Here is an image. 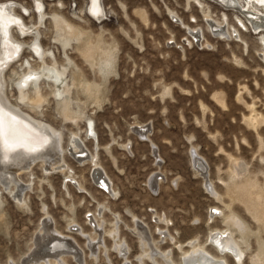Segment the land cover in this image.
Listing matches in <instances>:
<instances>
[{
	"label": "rangeland",
	"instance_id": "1",
	"mask_svg": "<svg viewBox=\"0 0 264 264\" xmlns=\"http://www.w3.org/2000/svg\"><path fill=\"white\" fill-rule=\"evenodd\" d=\"M60 1L44 0L48 18L38 28L41 46L54 52L46 64L64 75L56 80L36 70L47 95L38 113L16 99L21 94L14 82L28 63L36 66L28 48L4 80L14 106L59 132L64 171L34 163L20 174L23 206L11 198L13 182L7 190L0 184V264H45L29 256L41 249L34 242L48 218L80 247L57 250L65 253L64 264H164L161 254L183 264L193 247L226 264H264V33L214 0H102L101 21L87 15L86 0ZM0 2L14 3L21 16L26 10L28 27L35 23L31 0ZM239 3L264 14V0ZM54 11L81 31L78 42H52ZM218 23L225 35L210 28ZM12 35L29 42L14 30ZM101 64L106 74L99 72ZM64 85H70L73 115L51 95ZM74 137L87 153L72 156ZM90 155L109 178L106 191L91 176ZM194 158L203 163V174ZM154 174L158 183L150 187ZM94 215L103 219L100 227L91 225ZM228 215L238 223L225 222ZM136 224L146 226L154 248H141ZM79 230L100 235L91 245L96 248L87 247ZM216 230L229 232L240 257L217 250L210 241ZM55 253L49 264H56ZM151 253L154 262L146 256Z\"/></svg>",
	"mask_w": 264,
	"mask_h": 264
},
{
	"label": "bare ground",
	"instance_id": "2",
	"mask_svg": "<svg viewBox=\"0 0 264 264\" xmlns=\"http://www.w3.org/2000/svg\"><path fill=\"white\" fill-rule=\"evenodd\" d=\"M49 1H55V4L59 3L60 5H62V2L60 0L58 1L49 0ZM214 1L217 2V4L219 3V5L221 4L222 7L224 6L227 10H236L240 12L241 14H243L245 20L248 21L249 24L252 26L254 31H262L264 33V14L245 10L242 7V5L239 3V0H214ZM86 2H87L86 11L88 10L89 5L91 4L90 11L87 12V15L92 16L93 18L96 19V21H101V18L104 17L102 0H97L95 4H93V0H86ZM14 7H15L14 3L12 2L11 3L0 2V113H2V118H0V125H2V129H3V136L0 137V184L3 185L5 190H7L9 188V182H13L17 190L15 192L14 190L11 192L13 196L11 198H14L15 202L18 205L23 206L24 202L21 197L25 186L21 184V182L19 181V175L22 173H27L31 168V166L34 165V163H38V166L41 165L40 167H42L44 171H49L53 169H59L60 171H64V166H65V161L63 158L64 151H63V147L61 146V139L59 132L56 129L51 127L46 122H43L42 120H38L33 116H31L29 113L22 111L21 109H19L17 106H14L9 101L5 93L6 90L5 84L7 82L5 83L4 74L6 75V73L8 72L10 73L9 70L12 67V65L15 64V62L17 63L18 61L21 60L20 57L22 55V52L25 51L24 50L25 47L28 48L29 51L31 52L30 54L36 60L35 61L36 66L35 69H33L29 63L28 65L26 64L27 66H25L24 68L25 70L24 74L19 76V78L17 77L18 79L17 81L14 82V85H16V89L18 93H20L21 95L16 99L20 100V104L23 103L29 106V110L32 111L33 113H38V109L41 107L42 103L47 101V95H44L41 92V89L37 84L38 72H36V70L37 69L43 70L44 72H47L48 75H54L56 80H58L61 76H63L64 72H59L57 69L52 68L51 66L46 64L45 58L46 57L53 58L54 52H50L43 49V47L39 42L40 31L38 27H40L39 25L43 24V17L48 18L45 16L44 0H31V9L35 16V23L29 27L23 22L22 19L23 14L24 13L26 14V10L21 11L23 12L21 16L20 13L18 14L17 12H15L16 10L15 11L13 10ZM208 17L207 15L205 16L206 21H209ZM50 19L53 22L52 42L59 43L63 47H65L69 45L70 38H74L75 40H77V42L79 41V37L81 36V31L77 27H75L69 22L64 21L60 16H58V14L55 11L52 12ZM213 27H215L214 28L215 32H217L221 36L225 35L222 24L220 23L216 25L210 24V28L213 29ZM12 30H14L15 33H17L19 38H24L27 40L29 39V42L27 41L22 42L18 40V38L16 39L13 36L14 32L12 35ZM192 36H194L195 38L198 37L197 34H192ZM25 61L24 63H26ZM21 66L24 67L23 65ZM98 70L101 74H106L108 71V67L101 64L98 66ZM12 75L16 76L17 74L14 73ZM29 77H34L35 79L29 80L28 79ZM55 78L53 79L55 80ZM69 86L70 85H64L61 93H58L59 91H56L53 94H51L54 98L57 97L60 98V100L57 102V106L60 107V109L67 111H69L68 98H67V95L70 92ZM69 113L73 115V113H71L70 111ZM137 128L142 129L143 125H138ZM86 133H88V131H86ZM69 152L72 153V156L75 157L87 153V150L83 148L82 143L78 140V138L74 137V140H71ZM88 160L90 161L88 162L90 164H93L94 166L91 173V176L93 177L94 181L108 190L110 188L109 178L100 169V166L96 164L93 156L91 155L88 156ZM194 167L201 174L205 172L204 165L201 161H199V158H194ZM71 179L73 180V178ZM207 182L208 181L205 179V184ZM157 183L158 182L156 181V174H154L149 180V186L150 187L155 186L157 185ZM208 185L211 188L210 191H212L210 182H208ZM77 188L79 190L83 189V187L79 184L77 185ZM215 210L218 211L217 209ZM49 219L50 218L42 222L43 224L41 225V229L39 231L40 236L34 242L35 248H41V249H39V251L30 254L29 258L31 259L32 257L36 256L40 258L38 260H42V262H44L45 264H49L50 253L56 252L54 255L55 259L53 260L55 261L56 264H64V262H61L63 261L62 259L63 257L61 256L63 255L64 252H59L60 249L63 250L65 249L69 251V249L76 250V248H80V247L77 246L75 241L73 243L72 239L63 236L61 233L57 232V230L52 228L50 226L51 220ZM97 219H98L97 216L95 217L94 215L89 219V221L91 222V225L92 223H97V225L100 227L103 219H101V221L99 220L97 221ZM224 221L233 224L238 223V220L231 215L224 217ZM70 225H74V224H70ZM136 229L137 232L136 231L135 232L139 239V244L141 245V248H150V247L154 248L152 241L149 239L148 236L149 234L147 235L148 230L146 231V226L143 225L139 227L136 224ZM80 232L82 235L87 237L84 231H80ZM90 236L86 238L87 241L86 245L88 248L90 247L96 248L94 245L93 246L91 245L95 243V241L97 242L96 239H98L99 241L100 235L99 237L96 236L97 238ZM101 238L103 239V237ZM101 238L100 240H102ZM210 241L221 254H228V255L230 254L231 256H234L236 258L241 256L239 247L233 241L228 231L216 230L214 233L210 234ZM189 245H192V243H190ZM42 248H45L46 250L45 251L46 253L42 254L43 256L40 254L41 253L40 250H42ZM115 248H122V246L115 244ZM57 250L59 251L57 252ZM121 252L123 251L121 250ZM72 253L76 257H78L76 253L74 252ZM153 255L154 253H151V254H147L146 256L153 261ZM161 256L165 259L164 264H174L172 263V261L170 260L167 254H161ZM29 261L25 260V262L23 263L29 264ZM154 263L158 264L157 262ZM183 264H226V263L225 260L222 258L213 257L208 253H206L205 251L201 250L200 248L193 247L191 252H187L184 254Z\"/></svg>",
	"mask_w": 264,
	"mask_h": 264
},
{
	"label": "snow or ice",
	"instance_id": "3",
	"mask_svg": "<svg viewBox=\"0 0 264 264\" xmlns=\"http://www.w3.org/2000/svg\"><path fill=\"white\" fill-rule=\"evenodd\" d=\"M97 2V0H93V4H95ZM29 80L31 79H35L34 77H29ZM0 118H2V113H0ZM3 136V129H2V125H0V137Z\"/></svg>",
	"mask_w": 264,
	"mask_h": 264
},
{
	"label": "built area",
	"instance_id": "4",
	"mask_svg": "<svg viewBox=\"0 0 264 264\" xmlns=\"http://www.w3.org/2000/svg\"><path fill=\"white\" fill-rule=\"evenodd\" d=\"M90 17H92V16H90ZM97 187L100 188V189H103L104 191H106V189L104 187H102L100 184H97Z\"/></svg>",
	"mask_w": 264,
	"mask_h": 264
}]
</instances>
